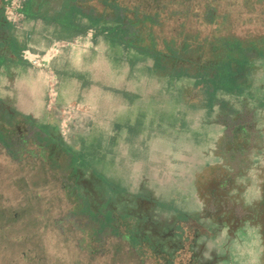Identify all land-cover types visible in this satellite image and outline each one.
<instances>
[{
    "label": "crops",
    "instance_id": "crops-1",
    "mask_svg": "<svg viewBox=\"0 0 264 264\" xmlns=\"http://www.w3.org/2000/svg\"><path fill=\"white\" fill-rule=\"evenodd\" d=\"M13 1L21 15L10 23L0 0L5 120L75 182L93 181L101 168L134 175L142 238L185 237L201 222V199H211L209 181L248 167L254 110L246 93L245 106L234 99L251 82L242 64L226 74L178 70L179 58L143 49L112 0ZM218 75L228 88L211 80ZM195 241L202 257H238L216 230Z\"/></svg>",
    "mask_w": 264,
    "mask_h": 264
},
{
    "label": "rangeland",
    "instance_id": "rangeland-1",
    "mask_svg": "<svg viewBox=\"0 0 264 264\" xmlns=\"http://www.w3.org/2000/svg\"><path fill=\"white\" fill-rule=\"evenodd\" d=\"M159 1L120 0L124 15L119 7L116 15L131 31L141 30L145 43L148 33L153 36L160 51L168 41L180 59L176 68L184 71L221 66L223 59L215 61L223 57L220 46L241 49L244 40L264 37V0H210V13L208 0ZM148 14L154 19L144 18ZM248 56L241 79L264 84V57L254 51ZM10 123L0 113V264H153L139 241L137 191L135 182H128L134 175L119 170L108 179L101 168L96 169L100 181L83 174L75 182L17 136ZM215 264L244 262L219 255Z\"/></svg>",
    "mask_w": 264,
    "mask_h": 264
},
{
    "label": "flooded vegetation",
    "instance_id": "flooded-vegetation-1",
    "mask_svg": "<svg viewBox=\"0 0 264 264\" xmlns=\"http://www.w3.org/2000/svg\"><path fill=\"white\" fill-rule=\"evenodd\" d=\"M246 84L234 99L245 106L246 93L247 105L254 110L249 126L252 153L248 167L228 172L224 179L214 177L209 181L205 193L211 199H201V222H191L185 237L176 235L164 243L148 237L139 239L153 264H215L217 258L202 257L195 241L196 234L209 238L214 230L244 264H264V84L257 85L252 80Z\"/></svg>",
    "mask_w": 264,
    "mask_h": 264
},
{
    "label": "trees",
    "instance_id": "trees-1",
    "mask_svg": "<svg viewBox=\"0 0 264 264\" xmlns=\"http://www.w3.org/2000/svg\"><path fill=\"white\" fill-rule=\"evenodd\" d=\"M119 1L112 0L113 6L114 7H123V4L120 3ZM175 1H178V0H175ZM209 1L210 0H208L207 5H209L211 7L206 11L207 13H210L211 12V9L214 8V6ZM159 2L161 4L162 3H168L169 0H160ZM133 11L135 12L137 10H133ZM149 16H151L154 19L155 14L154 15L153 14H148V16L145 15L144 18L145 17L148 18ZM135 22H132V23H135ZM134 31L137 32V34H138L137 35V38L139 40H141V41L143 40L142 41L143 42V47H144L143 49L153 51L157 55L159 54V56L161 58H175V50H173L172 46L170 44H168V41L164 40V44L166 45V48H165L166 50L162 52L158 48L155 47V43L153 41V36H151L148 33L147 36L149 37V42L148 43H145L144 42V39H142V37H140L141 36V30H134ZM228 34H231V33H228ZM230 36H232V35H230ZM229 39H232V37H230ZM263 39H264V37L263 36H260L259 39H256V40L255 39H251L250 41L248 40L249 42L247 40L246 41L244 40L243 43H242V48L241 49H238V48H235V47H229L228 48V47H226L227 44L225 45V47L224 46H222V47L220 46L221 51L223 53V57H222L223 58V62L221 64V66H217V64H216L217 62L214 61L215 62L214 64H216V65L215 66L214 65L212 66L213 70L217 71L218 73L224 72L226 74V72L229 71L230 65L234 61L237 63L239 60H241V61H239V62H241L239 64H247L248 63V58H249V56H248V52L249 51H254V55L255 56H263L264 57V44L258 45V42L259 43H262L263 42ZM187 45H188V43H185L184 42V44L182 46V50L183 51L186 50ZM242 59H245V60L243 61ZM179 60L180 59H177V61H179ZM179 68L181 69V66L178 67L177 69L179 70ZM211 80L213 82L217 81V84L218 85L223 84L226 88H228L230 86V82H228L230 79H228L227 76H224L222 78V77H220L218 75L216 78H212Z\"/></svg>",
    "mask_w": 264,
    "mask_h": 264
},
{
    "label": "bare ground",
    "instance_id": "bare-ground-1",
    "mask_svg": "<svg viewBox=\"0 0 264 264\" xmlns=\"http://www.w3.org/2000/svg\"><path fill=\"white\" fill-rule=\"evenodd\" d=\"M17 4L13 0H5L3 15L10 23L17 22L20 18V12L17 10Z\"/></svg>",
    "mask_w": 264,
    "mask_h": 264
}]
</instances>
